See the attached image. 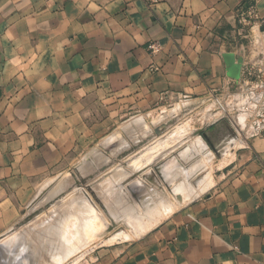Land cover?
Listing matches in <instances>:
<instances>
[{
    "label": "crops",
    "instance_id": "crops-1",
    "mask_svg": "<svg viewBox=\"0 0 264 264\" xmlns=\"http://www.w3.org/2000/svg\"><path fill=\"white\" fill-rule=\"evenodd\" d=\"M250 6L264 18V0H0V235L22 219L40 187L56 188L77 159L80 173L97 169L101 151L89 146L121 114L179 98L198 104L216 94L246 118H238L237 133L207 137L223 151L222 167L208 166L207 151L206 164L191 166L185 173L192 179L183 181L178 165L166 175L160 154L140 170L128 159L131 178L145 185L131 179L133 195L117 204L123 220L139 222L140 237L97 251L90 264H264V137L254 134L245 111L247 71L264 58V27L261 20L238 23ZM152 43L160 46L155 52ZM226 52L243 60L239 80L227 75ZM231 92L247 101H231ZM165 175L174 201L166 191L159 199L147 193L164 189ZM149 202L153 209H146ZM95 229L90 237L104 236ZM84 230L67 233L73 240ZM78 239L75 249H83L74 251L87 252L88 239Z\"/></svg>",
    "mask_w": 264,
    "mask_h": 264
},
{
    "label": "rangeland",
    "instance_id": "rangeland-1",
    "mask_svg": "<svg viewBox=\"0 0 264 264\" xmlns=\"http://www.w3.org/2000/svg\"><path fill=\"white\" fill-rule=\"evenodd\" d=\"M234 94V92H231V94H227V97L233 98L230 100L235 101V103H238V101L245 103V101H247L242 97L238 98L233 96ZM196 102L197 101L190 98L161 101L147 108L131 110L128 114H125V112L116 118L117 121L104 126V128L100 130L101 137L94 140L89 146V148H91L89 150L99 149L101 151L98 154L97 163H94L97 164V169L95 166L90 165L87 167L88 169L86 172L80 173L78 166L81 161L77 159L73 163L75 167L71 168L70 172H64L63 175L60 176L56 183V188L45 190L43 187H40L34 195L33 202L25 210L21 220L31 213L36 212V214L21 226H16L17 223L21 221L19 220L11 226L10 230L0 235V253H3L0 264H59L60 262L57 263L56 260L55 262L53 260L56 257L52 255L56 256V252L52 255L51 253H53V249L58 248V243L61 242L60 239H62V237L60 238V236L62 235L60 234L64 231L62 227L67 228L65 237L70 239L67 232H73L76 228V224H80L84 220L85 217L83 218V216L85 214H88L90 221L92 218L96 219V215L104 221L101 227L104 236L89 237V239L92 238L90 240L94 241L90 242V240H88L87 252H73L69 257L64 255L65 257H62H64L65 260L64 258L61 259L60 264H90L96 259L98 255L97 251L137 240L140 236L136 234H138L140 230H137L138 227L136 224L139 223H137V220L125 221L120 219V216L123 213L125 214L123 209L124 206L117 204L124 201L128 192L132 195V190L127 188V184L131 179L135 178V183L138 182L141 186L144 184L142 178H137L138 175H134L133 178H131L133 167H131V165L128 167V159H131L134 170H140L143 166L148 165L149 162H156L160 154L162 156L161 164L164 170H166V175H172L169 174L171 169L173 170V167L178 165L184 172L182 173L184 181L185 179L191 180L192 175H190V173H185L186 170L191 168V166L205 165L207 162L205 156L207 151L213 153V158L208 163L211 169H213L214 165L215 168H221L224 163L222 160L223 151L211 146V142H208L207 138L203 136V133H206L207 137L214 136L215 134L222 136L223 133H237V128L239 126L238 118L240 117L241 121L246 119L243 111L230 110L228 107L229 99H225V96H216V94L208 95L200 100L198 104H196ZM214 115L218 117L215 119ZM229 117L232 118V120H236V124L233 123L231 125L227 121ZM158 129H160V131ZM201 129L203 132L198 134ZM145 139L147 140L144 143L143 141ZM140 144L143 145L140 146ZM137 145L139 147L135 148V150L118 158L121 152L132 149ZM143 150L146 152L145 156H143ZM133 153H135L134 157L131 155ZM197 154L200 155L197 156ZM129 156L131 157L128 158ZM87 158L88 157H84L83 160ZM144 158L145 160H143ZM113 168L114 170L112 171L111 169ZM206 169L207 168L204 167L203 170ZM201 174L203 173L200 171L198 175L200 176ZM166 175V187L164 189L158 190L150 188V190L158 199L160 194L166 191L165 193L171 196L172 201H174L176 198V191L174 187L171 189L173 183H171L170 178H166ZM219 175L220 174H218V176ZM64 176L67 178V181H65L66 183H64ZM150 176L151 178L146 177L148 184L155 179L153 173L148 175V177ZM74 177H76V181H74ZM185 192V190H182V195H180L182 199L184 198V201L185 199H189L185 197ZM178 195L179 194H177V196ZM86 203L90 206V209L92 206L94 207V209L92 208L93 212L89 209L91 212L88 213L89 207ZM81 205L84 207H81ZM79 207L81 209H79ZM84 208L87 210L84 211ZM82 209H84L82 213L85 212L83 215L80 213ZM78 212L80 214H78ZM82 218L83 220H81ZM113 218H118L119 220H113ZM155 223L158 224V221L151 222L150 225ZM58 224L62 226L59 227ZM54 229L60 233H55ZM52 232H54L52 235H55L54 240L57 239L56 235L59 234V239L56 240L58 243L51 239V237H53L50 235ZM109 232H111L112 236L105 235ZM115 235H119L121 238L118 237L114 239V241L112 240L113 242L108 241L109 238ZM52 241L58 244L56 246L57 248H54L56 243H52ZM3 244L6 246L7 250ZM50 249L53 251L51 252ZM94 250L96 251L94 252Z\"/></svg>",
    "mask_w": 264,
    "mask_h": 264
},
{
    "label": "built area",
    "instance_id": "built-area-1",
    "mask_svg": "<svg viewBox=\"0 0 264 264\" xmlns=\"http://www.w3.org/2000/svg\"><path fill=\"white\" fill-rule=\"evenodd\" d=\"M149 4H155L158 0H146ZM261 20V26L264 27V18H260L256 8L250 6L247 10L240 12L238 23L241 25H249L252 21ZM150 49L155 52L160 46L152 43ZM246 90L248 101L246 102L245 111L248 114V120L251 122L255 135L264 137V58L253 63L247 71Z\"/></svg>",
    "mask_w": 264,
    "mask_h": 264
},
{
    "label": "bare ground",
    "instance_id": "bare-ground-1",
    "mask_svg": "<svg viewBox=\"0 0 264 264\" xmlns=\"http://www.w3.org/2000/svg\"><path fill=\"white\" fill-rule=\"evenodd\" d=\"M191 179H192V178H191ZM185 180H186V179H185ZM183 181H184V180H183ZM203 181H204V180H203ZM188 182H190V181H188ZM181 183H182V182H181ZM183 183H184V182H183ZM185 183H186V182H185ZM187 184H188V183H187ZM187 184H186V185H187ZM189 184H190V183H189ZM191 184H193V183H191ZM200 184H201V183H200ZM203 184H204V183H203ZM176 186H177V185H176ZM193 186H194V185H193ZM199 186H200V185H199ZM190 187L192 188V186H190ZM186 189H187V188H186ZM196 189H197V187H196ZM198 189H199V188H198ZM90 190L93 191L92 189H90ZM175 190H176V189H175ZM190 190H191V189H190ZM146 191H148V190H146ZM196 191H197V190H196ZM135 192H136V191H135ZM151 192H152V191H150V192L148 191L147 193H151ZM93 193H94V192H93ZM143 193H144V191H143ZM179 193H180V192H179ZM136 194H137V193H136ZM140 194H141V193H140ZM151 194H152V193H151ZM165 194H166V193H165ZM90 195H91V194H90ZM92 195H93V194H92ZM129 195H130V194H129ZM132 195H133V194H132ZM148 195H149V194H148ZM93 196H94V195H93ZM130 196H131V195H130ZM152 196H154V194H153ZM163 196H164V194H163ZM163 196H162V197H163ZM127 197H128V194H127ZM146 197H147V196H146ZM158 197H159V196H158ZM165 197H166V196H165ZM178 197H179V196H178ZM185 197H186V195H185ZM136 198H137V197H136ZM149 198H150V197L148 196L146 199L149 200ZM151 198H152V197H151ZM151 198H150V199H151ZM159 198H160V197H159ZM181 198H182V197H181ZM95 199H96V198H95ZM132 199L134 200V198H132ZM183 199H184V198H183ZM96 200H97V199H96ZM129 200H130V204H132L133 201H132V203H131V199H129ZM139 200H140V199H137L136 202L139 201ZM147 200H146V201H147ZM154 200H157V199H154ZM165 200H166V199H165ZM178 200H179V198H178ZM134 201H135V200H134ZM141 201H143V200H141ZM146 201L144 200L142 204H144V202H146ZM149 201H150V200H149ZM159 201H160V200H159ZM166 201H167V200H166ZM139 202H140V201H139ZM139 202H138V204L135 203V202H134V203H135L136 205H140ZM147 202H148V201H147ZM156 202H157L156 204L159 205V204H158V201H156ZM81 203H82V200H81ZM83 203H84V200H83ZM149 203H150V202H149ZM153 203H154V202H153ZM84 204H85V203H84ZM156 204H155V205H156ZM86 205H87V203H86ZM90 205H91V204H90ZM152 205H153V204H151V203L148 204V206L146 205V206H147L146 209H150V208L153 209ZM82 206H83V205H81V207H82ZM87 206H88V205H87ZM87 206H86V208H87ZM160 206H161V205H160ZM83 207H84V206H83ZM88 207H89V208H88V210H89V209H90V206H88ZM130 207H131V205H130ZM132 207H133V206H132ZM132 207H131V209H129L130 211L133 209ZM139 207H140V206H139ZM143 207L145 208V206H143ZM86 208H84L85 210H84V209H82L81 211L79 210L80 213H82L83 210L86 211V210H87ZM92 208L94 209L93 206H92ZM92 208L90 209L91 211L93 210ZM100 208H101V207H100ZM141 208H142V206H141ZM154 208H155V207H154ZM156 208H157V207H156ZM158 208H159V207H158ZM79 209H81V208L79 207ZM107 209H108V208H107ZM136 209H137V207H136ZM146 209H145V211H146ZM90 210H89L88 213L91 212ZM129 210H128V211H129ZM134 210H135V209H134ZM134 210H133V213L135 212ZM154 210H155V209H154ZM130 211H129V212H130ZM148 211H150V210H148ZM148 211H147V212H148ZM92 212H93V211H92ZM94 212H95V211H94ZM104 212H105V211H104ZM129 212L127 213L128 215H129ZM151 212H153V211H151ZM151 212H150V213H151ZM80 213L78 212V214H80ZM84 213H85V212H84ZM84 213H82V215H83ZM106 213H107V211H106ZM108 213H110V212H108ZM130 213H131V212H130ZM145 213H146V212H145ZM150 213H147V214H150ZM92 214H93V215H96V214H94V213H92ZM92 214H90V215H92ZM134 214H135V213H134ZM141 214H142V212H141ZM93 215H92V216H93ZM145 215H146V214H145ZM152 215H153V214H152ZM92 216H91V218H92ZM119 216H120V215H119ZM123 216H124V213H123ZM130 216H133V215L130 214ZM146 216H147V215H146ZM81 217H82V216H81ZM84 217H85V218H84ZM86 217H87V218H86ZM89 217H90V216H89ZM95 217H97V218H96V219H93V218H92L93 221H92V219H91V221H92V222H91V221H90V218H88V214H87V215L85 214V215L83 216V218H84L85 221L83 220V218L81 219V220H83V221H82L83 223H82V222H81V223H82V225L85 226V227L82 226V227H83V228H82L81 225H80L81 223H80V224H78V225H79V228L81 227L82 229H78V228H76V229L79 230V232L85 228V230H86V232H87L88 235L84 232L85 230L82 231V232H84V235H86V236H85V237H86V240H87V239L90 240V239L93 238V237H92V238L89 239L90 234L96 232V231H94L95 228H96L97 230L100 229V231H101V233H102L101 227H102L104 221H103L102 219H100L97 215H96ZM110 217H111V216H110ZM149 217H150V216H149ZM76 218H77V217H76ZM120 218H121V216H120ZM129 218H130V217H129ZM129 218H128V221H130ZM133 218H134V217H133ZM133 218H132V219H133ZM140 218H141V217H140ZM62 219H63V218H62ZM87 219H88V220H87ZM121 219L123 220V218H121ZM125 219H126V218H125ZM134 219H136V218H134ZM137 219H138V218H137ZM117 220H119V219H117ZM61 221H62V220H61ZM125 221H127V220H125ZM133 222H134V221H133ZM144 222H145V221H144ZM65 223H66V221H65ZM129 223H130V222H129ZM137 223H139V222H137ZM60 224H62V223H60ZM63 224H64V223H63ZM140 224H142V221L140 222ZM147 224H148V223H147ZM147 224H146V225H147ZM58 225H59V224H58ZM76 225H77V224H76ZM78 225H77L76 227H78ZM130 225H131V224H130ZM136 225H139V224H136ZM60 226H62V225H59V227H60ZM111 226H113V225H111ZM126 226H127V225H126ZM128 226H129V225H128ZM131 226H132V225H131ZM54 227H57V226H54ZM99 227H100V228H99ZM132 227H133V226H132ZM134 227H135V226H134ZM146 227H147V226H146ZM149 227H150V226H149ZM62 228H64V227H62ZM135 228H136V227H135ZM138 228H139V227H138ZM65 229H66V228H64V231L62 232V234H60V235H62V236H60V238L62 237V239H60L61 242H59V243L56 241L57 239H59V238H58V237H59V236H58L59 234L56 235V237H57L56 240H54V239H55V237H54L55 235H52L54 232L56 233L57 231H55V229H54V232H52V233L50 234V235L53 236V237H51V239H53L54 241H56V242L59 244V245H58L56 242H53V241H52V243H56L55 246H54V248L58 245V246H57L58 248L56 247L57 249H53V248H51V249L54 250V251L52 250L53 253H51V255L54 254V252H56V254H55L56 256H54V255H52V256H53V257H56V258L53 259V260H54V262H55V260H56L57 263H59V262L61 263V259H63V258L65 257L64 255H66V256L69 257V255H71L73 252H75V251L77 252V250L79 251V250L83 249V248L79 249L80 246H78V245H80V243L78 244V240H79L78 238H79V237L81 238V236H82V240H83V239L85 238L84 235H81V236H80V234H82V233H80V234L78 235L79 237L74 236V237H76V238H73V236H72L73 240H72V239H67V238L65 237ZM76 229H75V230H76ZM96 229H95V230H96ZM56 230H57V228H56ZM58 230L60 231L59 228H58ZM61 230H63V229H61ZM75 230H74V231H75ZM92 230H93L94 232H93ZM139 230H140V229H139ZM141 230H142V229H141ZM145 230H147V229H145ZM59 231H58L57 233H60V232H61V231H60V232H59ZM74 231H73V232H74ZM98 231H99V230H98ZM98 231H97V233H98ZM79 232H77V230H76V232H74V233L78 234ZM137 232H138V231H137ZM14 233H15V232H14ZM21 234H22V233H21ZM72 234H73V233H72ZM95 234H96V233H95ZM118 234H119V233H118ZM98 235L100 236V233H99ZM127 235H128V234H127ZM87 236H88V238H87ZM94 236H95V235H94ZM83 237H84V238H83ZM118 237H120V236H119V235H118V236L115 235V236L109 238L108 241H112V240L114 241V239H117ZM120 238H121V237H120ZM80 240H81V239H80ZM84 240H85V239H84ZM84 240L82 241L83 243H85ZM106 240H107V239H106ZM75 241H76V243H77V247H79L77 250L75 249V248H77V247H75V246H76V244L74 243ZM93 241H94V240H93ZM93 241L90 240V242H93ZM108 241H106V242H108ZM113 241H112V242H113ZM79 242H80V241H79ZM87 242H88V241H87ZM104 242H105V241H104ZM88 243H89V242H88ZM88 243H87V244H88ZM108 243H109V242H108ZM87 244H86V245H87ZM53 245H54V244H53ZM82 245L85 246V244H82ZM82 245H81V247H83ZM91 245H92V244H91ZM51 249H50V251H51ZM74 249H75V251H74ZM55 250H56V251H55ZM52 251H51V252H52ZM86 251H87V250H86ZM76 252H75V253H76ZM62 256H64V257H62ZM53 257H52V258H53ZM68 257H67V258H68ZM53 260L51 259L52 262H53ZM64 260H65V258H64ZM54 262H53V263H54ZM63 262H64V261H63ZM50 263H51V262H50ZM60 263H59V264H60ZM48 264H49V263H48ZM51 264H52V263H51ZM54 264H56V263H54Z\"/></svg>",
    "mask_w": 264,
    "mask_h": 264
},
{
    "label": "water",
    "instance_id": "water-1",
    "mask_svg": "<svg viewBox=\"0 0 264 264\" xmlns=\"http://www.w3.org/2000/svg\"><path fill=\"white\" fill-rule=\"evenodd\" d=\"M223 57H224L226 67H227V75L232 79L239 80L241 78V72H242V66H243L242 58L236 56V54H234L233 52H226L223 54ZM158 130L160 131V129H158ZM202 132H203V130L201 129V130H199L198 134H201ZM203 136L205 138H207L206 133H203ZM146 140L147 139H145L143 142L145 143ZM140 143H142V142H140ZM141 145H143V144H140V146ZM137 147H139V146L137 145L132 149L125 150L124 152H121V154L118 156V158L125 156L126 154H128L132 150H135V148H137ZM35 214H36V212L29 214L23 220L18 222L16 226H21L25 222L29 221Z\"/></svg>",
    "mask_w": 264,
    "mask_h": 264
}]
</instances>
